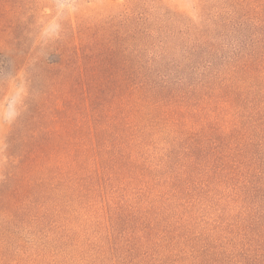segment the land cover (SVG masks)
Masks as SVG:
<instances>
[{"label": "trees", "instance_id": "16d2710c", "mask_svg": "<svg viewBox=\"0 0 264 264\" xmlns=\"http://www.w3.org/2000/svg\"><path fill=\"white\" fill-rule=\"evenodd\" d=\"M256 15L190 23L185 47L159 57L170 55L169 67L110 47L103 17L81 22L58 49V70L45 65L38 90L31 81L23 149L0 185L10 220L29 201L58 203V239L32 247L31 264L51 261L49 246L58 264H185V256L264 264V17ZM209 204L221 213L210 231L193 215ZM0 258L10 264L6 251Z\"/></svg>", "mask_w": 264, "mask_h": 264}, {"label": "rangeland", "instance_id": "374dc122", "mask_svg": "<svg viewBox=\"0 0 264 264\" xmlns=\"http://www.w3.org/2000/svg\"><path fill=\"white\" fill-rule=\"evenodd\" d=\"M128 4L135 5L136 9L133 10L137 13L131 20H127L128 14L125 13ZM257 13L264 17V0L0 2V185L6 181V172L10 171V166L23 149L24 120L28 116L29 107L26 103L31 81L33 79L32 85L38 90L42 81L38 74L42 68L46 65L58 70V49L66 47L65 40L77 34L82 21L89 20L99 26L97 22L103 17L104 35L110 47L119 51L128 50L143 65L169 67L172 61L170 55L185 47L186 31L190 23L203 26L208 20L232 18L247 21L257 16ZM93 30L98 31V28ZM227 49V55L235 50L233 47ZM165 52L170 55L159 58ZM11 187L12 184L6 183L4 194H9L5 191ZM8 206L7 202L0 204V240L7 241L4 247H0V251H6L10 264H15L22 257L31 264L36 258L31 253L32 247L34 250L43 249L46 242L58 239V203L29 201L15 220H10ZM208 207L205 208L206 212H194L193 215L198 223L208 224L206 229L210 231L221 223V213L215 206L211 208L209 204ZM15 224L21 228L22 235H16ZM198 228L193 231H201ZM10 242L14 245L22 243L20 248H25L27 254L24 255L17 246H10ZM49 249L53 257L46 264H58V248L53 252L51 246ZM189 251L192 249L188 248ZM188 258L194 261V257ZM182 260L187 263L186 256ZM4 263V260H0V264Z\"/></svg>", "mask_w": 264, "mask_h": 264}]
</instances>
